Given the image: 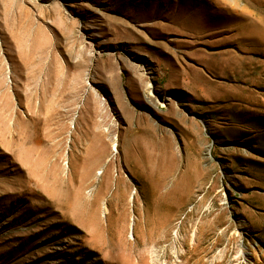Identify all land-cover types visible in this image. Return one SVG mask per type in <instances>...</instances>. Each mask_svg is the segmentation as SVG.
<instances>
[{"label": "rangeland", "instance_id": "1", "mask_svg": "<svg viewBox=\"0 0 264 264\" xmlns=\"http://www.w3.org/2000/svg\"><path fill=\"white\" fill-rule=\"evenodd\" d=\"M248 263L264 0H0V264Z\"/></svg>", "mask_w": 264, "mask_h": 264}, {"label": "bare ground", "instance_id": "2", "mask_svg": "<svg viewBox=\"0 0 264 264\" xmlns=\"http://www.w3.org/2000/svg\"><path fill=\"white\" fill-rule=\"evenodd\" d=\"M117 144H116V142L115 143H113V151L114 152H116L117 151ZM97 161H99V159H97ZM93 170H92V168H90V170H89V173H91ZM99 174H101V172H99ZM239 227L241 228V229H245V228H247V223L245 222V221H241L240 222V224H239ZM249 264V263H248Z\"/></svg>", "mask_w": 264, "mask_h": 264}]
</instances>
